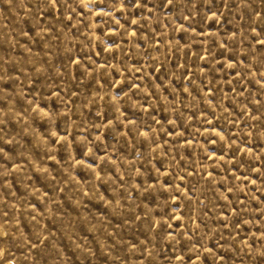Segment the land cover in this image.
<instances>
[{
	"label": "rangeland",
	"instance_id": "rangeland-1",
	"mask_svg": "<svg viewBox=\"0 0 264 264\" xmlns=\"http://www.w3.org/2000/svg\"><path fill=\"white\" fill-rule=\"evenodd\" d=\"M264 264V0H0V264Z\"/></svg>",
	"mask_w": 264,
	"mask_h": 264
},
{
	"label": "bare ground",
	"instance_id": "bare-ground-1",
	"mask_svg": "<svg viewBox=\"0 0 264 264\" xmlns=\"http://www.w3.org/2000/svg\"><path fill=\"white\" fill-rule=\"evenodd\" d=\"M8 264H10V263H8Z\"/></svg>",
	"mask_w": 264,
	"mask_h": 264
}]
</instances>
